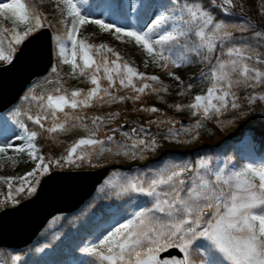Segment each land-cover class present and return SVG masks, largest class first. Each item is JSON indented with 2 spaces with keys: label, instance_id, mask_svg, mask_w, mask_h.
I'll list each match as a JSON object with an SVG mask.
<instances>
[{
  "label": "snow or ice",
  "instance_id": "6c2138e0",
  "mask_svg": "<svg viewBox=\"0 0 264 264\" xmlns=\"http://www.w3.org/2000/svg\"><path fill=\"white\" fill-rule=\"evenodd\" d=\"M50 2L59 16L60 30L55 36L59 63L69 67V80L89 87L68 88L58 67H53L56 79L45 82L49 87L30 89L24 97L27 109L12 113L19 131L13 129L11 135L6 131L0 137V168L4 162L16 166L21 154L35 163L23 176L0 177L8 188L6 200L12 203L18 202L14 194L26 189L34 193L40 182L36 177L47 174L53 164L91 163L105 154L145 159V153H155L160 147L157 136L148 130L153 124L167 125L162 139L181 143L182 136H190V143L198 139L205 121L218 120L230 110L242 116L245 106L264 103V53L235 35L249 33L264 45V0L256 9L254 22L249 17L242 23H228L210 10L234 14L236 7H244L240 0H208L207 5L201 0H171L152 8L153 18L147 24L129 27L95 18L85 11L88 0ZM131 10L137 11L136 6ZM90 24L136 45L146 56L144 67L151 64L161 69L175 82L179 97H188L193 85L185 84L174 69L202 63L205 67L199 78L207 81L206 89L192 94L186 103H169L171 89L160 75L140 71L112 47L91 43L81 35ZM46 27L53 25L37 0H0V62L11 64L19 47ZM241 90L247 94L241 96ZM153 95L166 109L195 118L193 126L177 127L180 121L155 104L131 109L158 114L156 119H147L148 128L138 119L124 131L125 125L118 123L120 111L86 114L90 108L138 103ZM113 124L116 126L110 127ZM104 129L107 131L101 135ZM75 130L86 135L72 142L58 159L46 157L37 144L40 137L55 138ZM111 177L105 182L108 187L118 198L128 199L79 249L88 257L86 264H264V155L258 160L251 154L242 155L241 160L211 156L194 162L172 159L137 172L113 171ZM4 202L0 200V204ZM9 260L18 264L21 256ZM9 260L0 259V264H9Z\"/></svg>",
  "mask_w": 264,
  "mask_h": 264
},
{
  "label": "trees",
  "instance_id": "16d2710c",
  "mask_svg": "<svg viewBox=\"0 0 264 264\" xmlns=\"http://www.w3.org/2000/svg\"><path fill=\"white\" fill-rule=\"evenodd\" d=\"M102 1H106L109 5V13L113 15L116 20L120 22H127L129 20H134L137 24H142L144 19L148 16V11L150 6L153 3H162L167 2L166 4H169V0H139L140 8L138 10L137 15L131 19L129 17V14L126 13L123 0H90V4L93 7H97L101 4ZM182 2V1H181ZM205 5H207L208 0H201ZM241 3L244 4V7H236L234 11H239L241 14H249L253 15L255 18L256 15V9L259 7V2L261 0H240ZM142 5H146L148 7H142ZM37 6L42 9L44 13L47 14L48 20L52 23L53 27L50 29L53 30L54 36L57 35L58 31L60 30V26L58 25L57 21L59 19L58 14L55 11V8L53 6V3L50 2V0H45V3L39 4L37 0ZM214 11V14L217 16V18L225 20L227 18V15H225L222 11L219 9H210ZM239 13V15H240ZM5 26L10 27V23L5 21ZM81 35L89 37V40L91 43L94 44H100L104 43L110 47H112L115 51L121 53V55L127 59L128 61L134 62V66H136L140 71L146 72L148 74H156L160 75L163 79L167 77L165 74L162 73L161 69L155 67L154 65L149 64L147 68L144 67L143 61L146 59L145 54L134 44L130 43H124L122 41H119L110 33L101 32L97 29V27H94V25H86L82 31ZM6 44V41H5ZM54 66L58 67L60 75L65 79L67 87L68 88H84L87 89L89 85L81 83L79 80H69L67 78V73L69 71V67L67 65H62L59 63V59L57 57V48H56V41H54ZM205 66L202 63L197 62L196 64H193L192 66L181 68V69H174L179 75H181L182 79L184 80L185 84L192 83L193 88L191 93H189L188 97H179L176 95V89L175 86L168 84L171 89V93L168 96V102L172 103L173 101L178 102H188V99L192 94L201 92L202 89H206L207 87V81L199 78V74L201 72V69ZM206 70V69H205ZM184 71H187L190 73V75H185ZM50 78L51 80L56 79V75L52 73V76L47 77H39L33 80L31 87L34 85L35 88H37V91H39L42 88L49 87L46 85V81L50 80L47 79ZM39 83V84H38ZM166 83V82H165ZM33 87V88H34ZM121 95L124 93L121 92ZM241 96H244L247 94L246 91L241 90ZM24 95H27V90L24 92ZM140 104H144L145 106L150 105H157L158 107L165 108L163 104H160L156 98V96H146L142 99V101L138 103H133L131 101L125 103V104H116L112 105L111 107L105 106L103 108H90L86 110V114L88 116L92 115H103L107 112L111 111H120L121 112V119L118 121V123L128 124V127L125 129L131 128L133 125V121L138 120L140 123H143L146 128H148V125L146 123L147 119L150 117L152 119H156L158 114H140L132 112L131 109L139 107ZM28 105L27 102L24 99L19 100L16 104L12 105V107L7 111L8 115L5 116V119L8 121V125L13 127L15 126L12 121V113L17 108L21 109H27ZM167 116L174 118L176 120L180 117H186L188 120L187 126L191 128L193 124L195 123V118L190 117L187 113L183 114H176L172 110L166 109ZM243 115H238L234 111H228L226 115H222L219 117L218 120H213L211 122L205 121L204 126L198 130L199 136L198 139L191 141L190 143L187 141L191 140L190 136H182L181 139L184 142L177 143V142H170L167 140L162 139L161 137L165 134L167 125H162L160 127H157V125L153 124L148 130L157 136L158 142L160 144V147L155 153H145L146 158L145 159H137V160H131L125 157H118L112 154H105L102 157L99 158H93L91 163L87 161L83 162H77V164L72 165H63L62 167H58L55 164L50 165V170H56V169H91V168H97L102 167L103 165H112V164H118V165H127L130 167H136L139 169H143L144 166L141 164L145 163V161L148 158H155L159 156L161 153L164 152V155L155 161H152L149 163L148 167L153 168V166L156 165V163L166 161V160H176V161H196L199 157H205V156H211L214 158L224 159L226 157H233L235 160H241L242 155H248L251 154L253 158H258L262 155H264V134H259L256 131H262L264 129V103L258 102L255 105L252 106H245L243 109ZM161 119H164L165 117H160ZM30 127H36L34 125H31L29 122ZM116 125H110V127H115ZM179 124L177 125V127ZM248 126V127H245ZM240 135L238 137L230 136L235 131L241 130ZM256 131L253 130V128ZM38 130V129H37ZM124 130V129H123ZM107 131V129H104L101 131V135H104V133ZM47 134H45L46 136ZM86 134L82 130H75L68 134H57L55 138H45L40 137L37 140V144L40 146L41 151L46 157H51L53 159H58L60 156L66 154V149L71 145L72 142H74L76 139L85 136ZM118 139H123V137H119ZM140 164V165H138ZM120 171V169L115 168L113 171ZM112 172V171H111ZM41 176H37L36 178L39 179ZM19 183V181H18ZM106 183H103L105 185ZM8 192V188L5 187V193ZM16 201H21L22 199L26 198L30 195V193L25 190L23 193L14 194ZM17 204V203H15ZM88 204V203H87ZM2 205L0 204V208ZM120 207V206H119ZM85 209H82L80 212L77 213H71L70 215H65L64 217L70 218L72 223L75 221V215L76 214H82ZM104 221L103 219H100L98 222L94 224L92 228L89 227H83L82 234L78 239L73 240L72 243H70L69 247L67 248L66 252L63 250L59 253H56V250L53 248L49 253H47L44 256H39L38 249L41 242L45 240H49L51 236L55 235H61V233L64 232V230H67L72 223L64 225L58 229L54 228H45L42 231V234L44 235L42 238H37L36 241L29 247L25 249H21L19 253H22L26 250H31L30 255L24 256V258L21 259L18 264H71V259L74 257L79 256L77 251L80 249L90 238L93 234V232L96 230L98 225L102 224ZM68 226V227H67ZM52 231H54L52 233ZM38 247V248H37ZM14 252V251H11ZM8 250L1 249L0 250V259H6L9 260L10 255L7 256ZM18 253V254H19ZM77 253V254H75ZM55 254V256H54ZM9 264H11V261L9 260Z\"/></svg>",
  "mask_w": 264,
  "mask_h": 264
},
{
  "label": "water",
  "instance_id": "95a60500",
  "mask_svg": "<svg viewBox=\"0 0 264 264\" xmlns=\"http://www.w3.org/2000/svg\"><path fill=\"white\" fill-rule=\"evenodd\" d=\"M51 39H52L51 29L46 27L40 30V32L36 33L32 37H29V39L25 41V43L19 47L14 57V60L11 64L0 65V95L2 94V96H6L5 98L0 99V103H1L0 113H2V111L11 107V105L15 103L22 96L21 94L30 85V83L33 81L34 78L43 76L44 74L47 73L49 68L52 66L53 50H52V40ZM36 41L38 42L36 43ZM42 44H43V47L42 49H40V51H43L44 58H43V61L41 62V66L36 68V70L32 72L33 74L22 79V83H20L21 80L20 82H15V80L8 81L6 79V75L11 77L10 76L11 74H8L4 71L14 66H15L14 67L15 70H17L19 67L21 68V65L23 64L22 61H24V58H28V61L31 60L33 58V55L31 56V54L36 53L38 46ZM29 45H31L32 47ZM28 46H29L28 52L18 59V57L22 53H24L26 47ZM180 122L186 124L187 120L185 117H182L180 118ZM124 125L125 127L128 126V124H124ZM261 133H264V130ZM125 167H126L125 165L122 166V165L112 164V165H104L101 168H95L91 170L90 169H80V170H72V169L61 170L59 169V170H53V171L48 172V174L44 175L39 180L40 182L36 188L35 193L32 196L19 202V204H17V206L15 207H7L6 209L0 210V248L4 247V248L19 249L21 247H26L27 245H29V243H31L38 236L40 231L45 227V225H47L46 223L50 220L51 217L57 214L71 213L73 211L78 210L92 196V194L96 191L97 186L102 183L104 177L109 173L110 170H113V168L123 169ZM95 173L97 174L94 177L92 174H95ZM80 174H81V177H79L78 179L80 180L82 179L86 181L87 184H85L86 188H83L81 192L78 191V193H76L75 195L74 192L77 191L75 188L76 183L72 177H74L75 175H80ZM70 176L72 178V181L69 180ZM88 176H90L91 179H89ZM67 180L69 181V183ZM63 189L66 191L65 194L61 193ZM69 189L71 192L69 191ZM41 191H43V194H45V196L47 194L54 195L55 193L57 195L67 194L68 196L66 195V198H64L65 200L63 199L60 201L59 203L60 205L58 203H55V205L53 204L52 207L50 206L48 210L46 209L45 210L46 213L44 214L42 213L39 216V220L36 226L32 230H29L28 232L18 229L17 227L13 225L10 226L9 223H11L13 220L10 217H8L10 219L9 221L7 220V222H1V220L7 218L3 216L7 215V212L9 211H17L21 209V212H25V213H29L33 215L35 212L34 206L36 207V204H34V206L31 204L32 205L31 206L30 203H32V201H34L35 199L38 198V196H40ZM173 254H176L175 250H173Z\"/></svg>",
  "mask_w": 264,
  "mask_h": 264
},
{
  "label": "rangeland",
  "instance_id": "374dc122",
  "mask_svg": "<svg viewBox=\"0 0 264 264\" xmlns=\"http://www.w3.org/2000/svg\"><path fill=\"white\" fill-rule=\"evenodd\" d=\"M138 0H123V3L125 4V10L126 13L129 14V17L131 19H133L137 13L138 10L140 8V3H137ZM183 2V0H181ZM169 2L171 3V0H169ZM165 3V2H162ZM167 3V2H166ZM165 3V4H166ZM160 4L159 3H153L148 11V16L144 19V21L142 22V24H137L136 22H134V20H129L127 22H120L118 20H116V18L111 15L109 13V5L108 3L105 1H102L101 4L97 7H93L92 5H90V0H88L87 4L85 5V11L86 12H91L95 18H100L105 20L106 22H115L118 26H124V27H129V26H140V25H144L147 24L152 18H153V12H152V8H154L156 5ZM135 5L137 11L133 12L131 10V6ZM261 5V2H259V7ZM252 17L253 18V22L255 20V18L252 15H239L237 12H234V14H230L227 15V18L224 20L225 22L228 23H233V24H238V23H242L245 19ZM94 27H97V29L99 31H101L99 29L98 26L94 25ZM102 32V31H101ZM235 35L237 37H243L244 39H246L248 41V43H250L251 45H253V47L257 48L261 53H264V45L258 44L257 41L252 38L250 36L249 33H240V32H236ZM54 39V36H53ZM55 40V39H54ZM264 58V57H262ZM0 64H5L4 62H0ZM52 68L49 70V73L47 74V77L52 76ZM184 74L190 75L189 72L184 71ZM50 79V78H47ZM164 81L167 84L172 85L173 87L175 86V82L172 81V79L170 77H165ZM39 84V83H38ZM34 87V85L30 88L27 89V94L29 93L30 89H32ZM257 91L259 92L260 90L257 89ZM25 95H23L22 99H24ZM226 113H224V115H226ZM8 113L7 111H3L2 113H0V137H2L5 132L7 131L8 135H11V130H16L17 132L19 131V129H16L15 126L11 127L8 125V121L5 119V116H7ZM177 120V118H176ZM178 121V120H177ZM183 124H179L178 127H180ZM184 126V125H183ZM187 126V125H186ZM184 126V127H186ZM130 129V128H129ZM129 129H124V131H127ZM237 131L233 132L232 134H230L229 136H234L235 138L239 136V134L241 132H239V134L237 133ZM236 133L238 135H236ZM14 140V137H13ZM16 144L22 143L20 141H16ZM43 153V152H42ZM11 154V152H10ZM200 158V157H199ZM19 163L16 166H13L11 164V162H4L2 168H0V177H20L23 176L26 172L31 171L34 167H35V163L30 161L28 159V157L25 154H21L19 157H17ZM167 161V160H166ZM165 161L156 163L155 166H153V168H156L158 165L162 164ZM150 162L146 163L145 167H148ZM141 169L139 168H134V167H126L123 170H120L121 173L123 172H137ZM111 173L110 172L104 179V181L102 182V185H100L98 187V191L97 193L93 196L92 198V202L87 206L86 209V214H84V216L81 219V225H73L72 226V220L70 218H65L64 216L66 214H61V215H55L53 217L50 218V220L48 221V228L51 229H58L64 225L70 224L69 226L70 229L64 231L62 233V235L60 237L58 236H51V238L49 240H45L43 242L40 243V248H43V251H38L39 256H44L47 253H49L51 251V249H55L56 253L60 252V251H64L66 252L67 248L69 247L70 242H72V240L69 239H73L78 237V234H82L81 229L85 226L92 228L93 223L96 222V220L98 219H104L103 221L107 220L110 213L114 212L117 208L122 207L124 205V201L128 199V197H123V198H118L114 192L108 187L107 184L103 185V183H105L107 180L111 179ZM18 183V181H14V184ZM37 185H35L36 187ZM5 187H7V185L3 182V180H0V200H5V202L2 205V208H6V206H14L15 203H12L11 201L6 200L7 194L8 192L5 193ZM33 193H31L30 195H32ZM140 199H143V197H140ZM77 218V216H79V214L75 215ZM68 227V226H67ZM54 231H52L53 233ZM41 237H43V234H40ZM92 237V236H91ZM45 245H47V247H45ZM38 248V247H37ZM79 250V249H78ZM20 251V250H19ZM19 251H14L11 252V250H8L7 256L10 255L14 256V255H19L21 256V259L24 258V256L30 255L31 250H26L22 253H19ZM19 253V254H18ZM78 255L77 257H74L73 259L70 258L71 260V264H86L88 257L85 256L82 252L77 251ZM75 253V254H77ZM55 256V254H54ZM56 257V256H55Z\"/></svg>",
  "mask_w": 264,
  "mask_h": 264
},
{
  "label": "bare ground",
  "instance_id": "6f19581e",
  "mask_svg": "<svg viewBox=\"0 0 264 264\" xmlns=\"http://www.w3.org/2000/svg\"><path fill=\"white\" fill-rule=\"evenodd\" d=\"M38 41H40V40H38ZM38 41H36V43L38 42ZM43 41V40H42ZM35 43V44H36ZM29 46H31V45H29ZM29 46L28 47H26V49H25V51H24V53H22L19 57H18V59L19 58H21L23 55H25L27 52H28V50H29ZM32 47V46H31ZM42 47H43V44L42 45H40V46H38V48H37V50L36 49H34V50H36L37 52L36 53H32L31 54V56L33 55V58L31 59V60H29L28 61V58H24V61H22L23 62V64L21 65V68L19 67L17 70H15V66L14 67H11L10 69H8V70H6V71H4V72H6V73H8V74H11L10 76L11 77H9L8 75H6V79L8 80V81H14L15 80V82H20V80H21V82L20 83H22V79H24V78H26V77H28L29 75H31V74H33L32 72H34L35 70H36V68H38L39 66H41V62L43 61V51H40V49H42ZM30 57V56H29ZM30 59V58H29ZM26 61V62H25ZM17 68V67H16ZM17 84V83H16ZM2 89V88H1ZM2 91V90H1ZM4 91V90H3ZM6 96H2V94L0 95V99L2 98H5ZM8 97V96H7ZM10 98V97H9ZM1 104V103H0ZM245 127H248V126H245ZM245 127H243V128H241V129H244ZM251 128H253L254 129V127H251ZM97 173H95V174H92L94 177H95V175H96ZM79 177H81V174L80 175H75L74 177H72L73 179H74V181H75V188H76V192H74L75 193V195H76V193H78V191L79 192H81V190H83V188H86V186H85V184H87V182L86 181H84V180H80V179H78ZM89 177V179H91V177L90 176H88ZM55 178V177H54ZM57 178V177H56ZM59 178V177H58ZM71 178V176L69 177V180H71L72 181V178ZM83 178V177H82ZM87 179V178H86ZM85 179V180H86ZM65 181V180H64ZM68 181V180H67ZM68 183H69V181H68ZM65 185V184H64ZM73 185V184H72ZM65 187V186H64ZM74 189V188H73ZM59 191H60V189H59ZM68 191V190H67ZM69 191H70V189H69ZM71 192V191H70ZM50 193V192H49ZM61 193H63V194H65L66 193V191L63 189V191H61ZM60 193V194H61ZM73 193V194H74ZM59 194V193H58ZM67 195V194H66ZM66 195H57L56 193L54 194V195H52V194H47L46 196H45V194H43V191H41V193H40V196H38V198L37 199H35L34 201H32V203H30V205L32 204L33 206H34V204H36V207L34 206V208H35V212H34V214L32 215V214H29V213H25V212H21V209H19V210H17V211H9V212H7V215H5V216H3V217H7L6 219H3V220H1V222H7V220L9 221L10 219L8 218V217H10V218H12L13 220H12V222L11 223H9V225L11 226V225H13V226H15V227H17L18 229H21V230H24V231H26V232H28L29 230H32L35 226H36V224H37V222H38V220H39V216L43 213H46V209L48 210V208L51 206L52 207V205L54 204L55 205V203H60V201L61 200H63L64 198H66ZM70 195V194H69ZM74 195V196H75ZM68 196V195H67ZM69 199V198H68ZM65 200V199H64ZM64 202V201H63ZM62 202V203H63ZM31 205V206H32ZM60 205V204H59ZM51 209V208H50ZM34 211V210H33ZM2 219V218H1Z\"/></svg>",
  "mask_w": 264,
  "mask_h": 264
}]
</instances>
